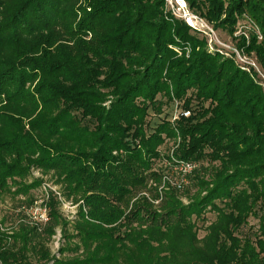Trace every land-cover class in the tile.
I'll return each instance as SVG.
<instances>
[{"label":"trees","instance_id":"16d2710c","mask_svg":"<svg viewBox=\"0 0 264 264\" xmlns=\"http://www.w3.org/2000/svg\"><path fill=\"white\" fill-rule=\"evenodd\" d=\"M185 1L217 29L253 17L264 68V0ZM165 6L0 0V193L34 166L83 203L71 223L51 195L47 222L0 232V264H264V92ZM175 36L192 44L189 57L171 49ZM175 98L190 115L148 128L150 111ZM167 138L197 166L161 192ZM251 216L258 228L243 232ZM58 228L68 257L49 246Z\"/></svg>","mask_w":264,"mask_h":264},{"label":"rangeland","instance_id":"374dc122","mask_svg":"<svg viewBox=\"0 0 264 264\" xmlns=\"http://www.w3.org/2000/svg\"><path fill=\"white\" fill-rule=\"evenodd\" d=\"M165 2V11H171V13L175 17L183 19L187 24H189L192 27L190 31L191 34L195 35L199 39H206L207 50L211 51L214 55L219 56L221 60H233L234 64L251 75L253 80L261 86L264 92V77L259 73L262 72V74H264V68L259 62L256 51L250 48V45H252V36L255 35L257 37V42H259L263 38L261 29L259 28L256 20L253 17L248 14L238 16L237 22L234 24L232 31L228 30V28L217 29L204 17L194 14L189 9L185 0H165ZM189 17L193 25H191L187 20ZM205 23L210 24V26L214 28V31L216 32L218 37L222 41L228 43L231 47H234L243 59H252L251 61H255L258 65L259 71L253 69V67H251L249 64L241 62L239 55L229 51L228 48H226L227 50H225L217 48L216 46H211L207 40V36L204 34V29H206ZM175 37L177 43L169 45L171 49H173L177 56L185 55L186 57H189L193 50L192 44L189 42H183L177 36ZM109 103L110 101H106L104 104L109 105ZM184 103L185 100H179L177 98L170 102H163L161 113L153 112L152 110L150 111L147 119V127H154L163 119H169L171 120V122L177 121L179 117L183 116L181 114V111L185 108ZM208 104L209 102H207V105ZM175 145L176 144H174L173 139L167 138L165 144L161 148L162 155L170 156L169 158L163 160L164 163H166L167 168L174 167V165H178L179 163L185 161L183 159L177 158V156L174 155ZM114 153L117 154V151H114ZM170 163H172L173 166H171ZM159 165L160 163H158V167ZM205 165H207V163H205ZM16 179L19 184H14V181L9 178V189L7 191H4L3 193H0V232L10 233L16 231L21 223H33V219L30 214H28L29 212L27 210L30 207L36 205V203H38L39 205H46V202L51 195L56 196L58 202L60 203V211L63 217L68 221H71V223H74L76 221L79 207L80 205H83V203L82 201L76 202V199L78 197L72 196L69 198L68 195L64 194V184L59 181L55 172L46 171L34 166H29L26 175L17 177ZM166 183L170 182L166 181L163 178L162 183L158 186L161 192L166 188ZM149 184L155 185V182L150 181ZM19 185H32V187L29 188V191L27 193H19L17 192ZM172 185L173 184H171V186ZM206 193L207 191H203L201 195H205ZM182 200L184 203L188 202V199L185 196L182 197ZM154 202L155 204H157L158 200ZM215 215V212H207L206 218L208 219V221H211L215 219ZM208 223L209 222L207 221L205 222V224H203L202 222L198 223V225L202 227L199 230V235L201 237L205 234V230L203 229L204 225ZM257 228L258 218L251 216L248 220V223L243 228V232L252 233L253 231H256ZM67 231L72 233L71 229H68ZM56 238H59L58 242H56ZM62 241L61 230L60 228H58L57 236L53 237L52 241L49 242L52 254L56 257H68V255H71L70 252H66L64 255H60L59 249L61 246H63Z\"/></svg>","mask_w":264,"mask_h":264},{"label":"built area","instance_id":"2783aa9c","mask_svg":"<svg viewBox=\"0 0 264 264\" xmlns=\"http://www.w3.org/2000/svg\"><path fill=\"white\" fill-rule=\"evenodd\" d=\"M187 20L189 21L191 25H193L192 22L190 21V17ZM205 24H206V29H204V34L207 36V40L211 46H214V47L216 46L217 48L225 49V50H227L226 48H228L229 51L234 52L239 55L241 62L247 63L251 67H253V69H256L259 71L258 65L256 64L255 61H251L252 59L251 60L243 59L234 47H231L228 43H226L225 41H222L218 37V35L214 31V28L211 27L210 24L208 23H205ZM259 73L264 77V74H262V72H259ZM190 113L191 112L189 109H183L181 111V114L183 116H189ZM196 166L197 165L194 162L184 161L182 163H179L178 165H174L173 170L169 171V173L170 172L171 173L164 174L163 178L166 181L170 182V184H173V186L177 188H182L186 184L189 183V179L187 177L189 174H191L194 171ZM171 177H172V180H171ZM27 211L29 212L28 214H30V216L32 217L33 223H40V222L45 223L49 220L48 208L46 205H43V204L39 205L38 203H36V205L30 207ZM56 236H57V233L55 237ZM58 240L59 238H56V242H58Z\"/></svg>","mask_w":264,"mask_h":264}]
</instances>
